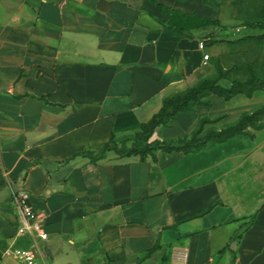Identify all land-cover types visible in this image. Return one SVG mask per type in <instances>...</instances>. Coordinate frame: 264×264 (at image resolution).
Wrapping results in <instances>:
<instances>
[{"label": "crops", "instance_id": "1", "mask_svg": "<svg viewBox=\"0 0 264 264\" xmlns=\"http://www.w3.org/2000/svg\"><path fill=\"white\" fill-rule=\"evenodd\" d=\"M164 8L221 15L203 0H0V264H18L5 255L17 192L45 217L40 264H264V170L230 171L264 157L259 131L188 155L85 156L111 137L132 140L165 99L206 76L210 27L177 33ZM208 99L151 141L238 120Z\"/></svg>", "mask_w": 264, "mask_h": 264}, {"label": "trees", "instance_id": "2", "mask_svg": "<svg viewBox=\"0 0 264 264\" xmlns=\"http://www.w3.org/2000/svg\"><path fill=\"white\" fill-rule=\"evenodd\" d=\"M212 1L217 0H203L206 5L218 10L217 7L211 4ZM248 1L252 3L251 6L247 4ZM231 2L238 14L245 13L246 19L252 21L264 19V0H231ZM164 11L169 15V28L177 33H184L185 31L212 26L217 23V20H203L196 16L185 15L165 8ZM261 28L264 30V26ZM246 43L264 45V32L257 36H244L238 40L227 42L231 47ZM213 68V74L201 78L184 92L165 99L160 110L149 121L141 124L139 131L132 140L117 144L111 137L98 152H87L85 156L92 162H97L104 159L107 153H114L119 157L139 156L141 159L147 156L154 158L153 155L157 151L188 155L201 150L209 142L222 144L235 138L252 140L254 132L264 128V106L255 109L251 113L242 114L235 123L219 131L209 130L201 135L202 124L205 121L209 122V120H201L199 127L189 138L178 139L174 142L151 141L155 130L157 128H168L178 114L192 113L197 107H211L212 103L208 99L211 96L229 103L239 96L252 99L257 92L264 91V78H259L252 62L246 63L248 76L244 79L231 77L235 70L240 69L238 65L225 69L217 59L213 64ZM222 82H226L227 85L224 86Z\"/></svg>", "mask_w": 264, "mask_h": 264}, {"label": "rangeland", "instance_id": "3", "mask_svg": "<svg viewBox=\"0 0 264 264\" xmlns=\"http://www.w3.org/2000/svg\"><path fill=\"white\" fill-rule=\"evenodd\" d=\"M211 4L217 7L219 13L221 14L217 23L212 26H208L210 31L207 37L210 38L209 47H212V54L208 51L209 60L207 61L204 70L206 75L213 74L214 68L213 64L218 59L225 69H230L233 66H240L239 70H235L232 74V78L244 79L248 76L246 70V63L252 62L254 64V69L259 76V78H264V45H258L256 43H246L231 47L227 44L228 41H235L244 36H257L264 32L261 28L264 26V19L259 21H252L246 19L245 13L240 15L237 13V10L232 5L231 0H217L212 1ZM249 6L252 5L250 1L247 2ZM247 10V8H246ZM239 29V33H236L235 30ZM236 34V35H235ZM224 86L227 85L226 82H222ZM220 100V99H219ZM216 106L221 108L229 109L230 120H235L237 117H240L244 113H251L255 109L264 106V91L257 92L252 99H246L243 96H239L229 103H225L220 100ZM264 122V120H263ZM257 142L255 144H261V141L264 139V130L257 132ZM261 140V141H260ZM251 147V146H249ZM264 149V146H263ZM247 149L244 150V153L248 152ZM261 151L257 154H252V156L246 158L245 164L240 166L232 165L230 167L231 177L236 173L234 169L241 167L246 170H254L256 168H261L264 170V157ZM236 171V170H235ZM250 195V194H248ZM244 209L241 211L242 214L248 216V219H253L252 214L255 213L257 208H252L250 199L246 201Z\"/></svg>", "mask_w": 264, "mask_h": 264}, {"label": "built area", "instance_id": "4", "mask_svg": "<svg viewBox=\"0 0 264 264\" xmlns=\"http://www.w3.org/2000/svg\"><path fill=\"white\" fill-rule=\"evenodd\" d=\"M239 33V29L235 30ZM236 35V34H235ZM198 49L204 52L206 45L200 42ZM209 55H203V62L207 63ZM11 203L16 212L18 227L13 243L5 251V255L17 261L18 264H40V251L38 242L47 240V234L43 231L44 215L33 210L29 203V195L26 192L12 193ZM22 242H28L27 246H22ZM186 254L178 253L176 259L185 261Z\"/></svg>", "mask_w": 264, "mask_h": 264}]
</instances>
